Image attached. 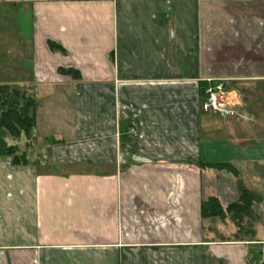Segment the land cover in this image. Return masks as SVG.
Returning <instances> with one entry per match:
<instances>
[{"label": "crops", "instance_id": "obj_1", "mask_svg": "<svg viewBox=\"0 0 264 264\" xmlns=\"http://www.w3.org/2000/svg\"><path fill=\"white\" fill-rule=\"evenodd\" d=\"M0 74L36 101L27 163L0 157V264H264V0H0ZM218 83L233 116L200 108ZM240 185L236 240L200 206Z\"/></svg>", "mask_w": 264, "mask_h": 264}, {"label": "trees", "instance_id": "obj_2", "mask_svg": "<svg viewBox=\"0 0 264 264\" xmlns=\"http://www.w3.org/2000/svg\"><path fill=\"white\" fill-rule=\"evenodd\" d=\"M48 47L54 52H64L59 45L50 41L48 42ZM59 73L79 78L78 73L71 69L60 68ZM207 87V84L201 85L202 96ZM35 121L36 101L30 89L0 85V129L6 130L8 137L13 142L10 145L0 146V157H10L14 165H25L27 163L25 154H18L17 145L19 140L22 139L27 147L30 146L33 140L32 132ZM201 166L222 167L223 165L202 163ZM255 201L256 197L240 185L238 199L227 205L225 209L214 197L203 201L200 206L201 218L224 220L228 217L237 229L233 235L234 239L251 238L254 233L251 229V224L257 219L252 210V205ZM251 254L253 259L258 255L256 252Z\"/></svg>", "mask_w": 264, "mask_h": 264}, {"label": "built area", "instance_id": "obj_3", "mask_svg": "<svg viewBox=\"0 0 264 264\" xmlns=\"http://www.w3.org/2000/svg\"><path fill=\"white\" fill-rule=\"evenodd\" d=\"M200 108L204 112L219 114L221 116H233L235 114L230 107L228 93L222 83L208 86L204 90Z\"/></svg>", "mask_w": 264, "mask_h": 264}, {"label": "rangeland", "instance_id": "obj_4", "mask_svg": "<svg viewBox=\"0 0 264 264\" xmlns=\"http://www.w3.org/2000/svg\"><path fill=\"white\" fill-rule=\"evenodd\" d=\"M2 74H0V76H1ZM10 143V139H9V137H8V135H7V132H6V130H4V129H0V146H5V145H7V144H9ZM206 220V219H205ZM207 223L206 224H208L209 225V227L211 226V223H212V220H209V222L208 221H206ZM205 224V225H206ZM206 227H207V225H206ZM217 236V235H216ZM218 237V236H217ZM219 238V237H218Z\"/></svg>", "mask_w": 264, "mask_h": 264}]
</instances>
